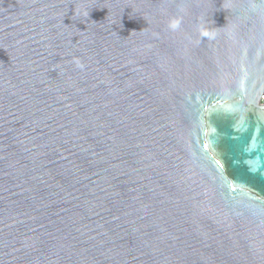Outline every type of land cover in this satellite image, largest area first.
<instances>
[{
    "label": "water",
    "instance_id": "water-1",
    "mask_svg": "<svg viewBox=\"0 0 264 264\" xmlns=\"http://www.w3.org/2000/svg\"><path fill=\"white\" fill-rule=\"evenodd\" d=\"M264 0H0V264H264Z\"/></svg>",
    "mask_w": 264,
    "mask_h": 264
},
{
    "label": "built area",
    "instance_id": "built-area-1",
    "mask_svg": "<svg viewBox=\"0 0 264 264\" xmlns=\"http://www.w3.org/2000/svg\"><path fill=\"white\" fill-rule=\"evenodd\" d=\"M261 103L264 105V94L261 97Z\"/></svg>",
    "mask_w": 264,
    "mask_h": 264
}]
</instances>
